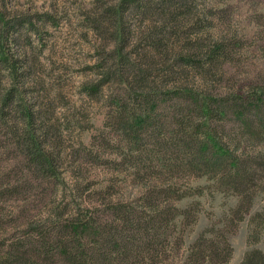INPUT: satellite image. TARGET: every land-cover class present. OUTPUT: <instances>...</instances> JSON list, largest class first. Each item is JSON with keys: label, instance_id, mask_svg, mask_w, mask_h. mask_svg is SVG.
<instances>
[{"label": "rangeland", "instance_id": "1", "mask_svg": "<svg viewBox=\"0 0 264 264\" xmlns=\"http://www.w3.org/2000/svg\"><path fill=\"white\" fill-rule=\"evenodd\" d=\"M0 14V264H75L80 239L84 264L264 251V0H0ZM79 219L93 224L69 234Z\"/></svg>", "mask_w": 264, "mask_h": 264}, {"label": "trees", "instance_id": "2", "mask_svg": "<svg viewBox=\"0 0 264 264\" xmlns=\"http://www.w3.org/2000/svg\"><path fill=\"white\" fill-rule=\"evenodd\" d=\"M0 20H3V16L1 14H0ZM219 49H221V47L218 48V51H219ZM216 54H217V48H215L212 51L211 58L214 59L216 57ZM185 92H188L190 94V96L191 95L195 96L197 93V90L192 89V88L190 89L189 87H185L183 89L178 90V93L184 94ZM261 96L262 95L253 96L251 98H248V100H243L242 105H239L241 107L240 111L243 112L244 114H245V112L249 113L248 106L249 107L251 105L254 106L255 104H258V102H261L263 100V99H261L262 98ZM188 99H190V97H188ZM203 100H206L205 97ZM251 102H253V103L251 104ZM205 103H207V102H205ZM205 107L208 108L207 106H205ZM242 108H243V110H242ZM30 115H32V113L29 112V119H28L29 121L31 120ZM30 130L32 131V129H29V132H30ZM30 135H31V138L29 139L30 144L34 143L36 145V147L34 148L35 153L37 152L36 160H38L42 165H44V164L49 165L50 159L45 158L43 156V155L47 156V154L45 152H43L42 149L40 148L41 141L39 140L38 135L35 134L34 131H32V133ZM26 144L29 145V143L27 141H26ZM89 222L90 221L88 219H86V220L85 219L72 220L71 225L69 226V234L76 235V234H79L80 232H82L83 229L89 228V225L93 224L92 222L91 223H89ZM83 242L84 241H81V239L79 240V245H80L79 249L81 248L82 250H84V244L85 243H83ZM87 244H88V242L86 243V245ZM75 250L76 251H74V252L76 254H69V256H67V253H69L70 251H66V254H64V255L67 256L68 260H72L73 263H75V264H84V262H79V261H82L81 257L84 256L83 251L82 250L80 251L78 249H75ZM90 261L95 262V258L91 257ZM240 264H264V251H262L261 249H255V250L247 252L245 258L243 259V261Z\"/></svg>", "mask_w": 264, "mask_h": 264}]
</instances>
